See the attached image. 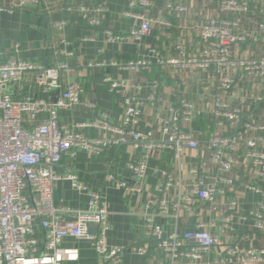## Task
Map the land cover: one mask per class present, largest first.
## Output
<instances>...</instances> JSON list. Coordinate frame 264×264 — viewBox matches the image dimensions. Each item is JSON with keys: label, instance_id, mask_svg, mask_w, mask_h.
<instances>
[{"label": "built area", "instance_id": "2783aa9c", "mask_svg": "<svg viewBox=\"0 0 264 264\" xmlns=\"http://www.w3.org/2000/svg\"><path fill=\"white\" fill-rule=\"evenodd\" d=\"M194 0H165L166 10L177 15L189 16ZM219 13L210 16L197 25L198 36L204 44L199 55H188L187 49L178 47L179 58L165 63L182 67L208 71L212 67L220 75L218 93L212 107V116L216 121L211 140L206 147L212 157L219 163V173L209 172L205 164L191 170L192 191L180 194L174 207L178 212L191 210L195 201L205 202L213 211L223 215V232H227L238 211L236 199L224 205H218V196H224L235 186L232 176L234 170L243 161L250 162L256 174L264 180V151L258 150L260 140L254 137L264 126L248 122L244 131L251 137L245 139L243 133L226 134L225 123H237L242 118V109L233 106L231 98L235 86L233 73L241 71L247 77L260 81L264 79V57L233 58L235 47L246 41L257 42L264 33V22L253 29L245 26V19L251 13L249 0H219ZM57 0H0V13L19 12L35 9L44 17L52 16L57 8ZM133 7L148 11L151 0H132ZM63 10L91 27L100 26L103 15L107 12L105 5L87 6L71 2L63 5ZM134 17V15H133ZM140 27L126 36H116L107 31L109 42L122 40L141 41L150 34L155 25L165 29L172 27L167 19L154 18L147 13L135 15ZM67 22L56 23V29L63 31ZM20 52V44L13 47ZM163 64V62H161ZM123 69L143 71L151 67L145 60H133L126 64L110 63ZM72 70L65 63L47 67L13 57L0 64V264H64L77 262L79 251L76 248H64L65 238L88 240L97 256L104 264H121L124 254L131 250L140 255H147L153 247L161 250L171 264L185 257L191 262H200L203 254L219 250L221 255L214 264H233L234 262L264 263V249L241 250L238 246H226L224 241L212 232L214 222H200L194 232L174 233L165 237L164 231L156 221L167 217L168 201L165 190L174 185V178L168 176L164 186L148 193L147 208L154 212L144 214L145 233L154 240L142 247L127 249L111 246L108 243L109 203L107 198L91 191L77 174L60 175L56 167L66 156L73 155L74 148L86 150L91 155L120 146H130L138 154L136 160L127 163V170L134 182L118 185L130 192H142L144 179L150 160L164 147L174 149L176 164H180L186 150L201 149L192 128L196 120L197 109L189 101H183L179 108H170L171 119L161 130L162 139H155L153 133L138 130L143 114V102L130 97L124 100L123 118L119 125L111 124L106 117L94 123L79 124L77 128H94L103 132L100 138H87L81 133H71L62 127L59 121L61 111L76 107L95 110L97 105L82 100L84 90L78 83L63 86L62 73ZM28 75L33 76L37 92L44 97H13L11 89L23 82ZM123 82L112 84L110 92L120 94ZM159 85L153 87L154 100ZM133 90L140 86L133 84ZM55 92L59 98L53 99ZM241 145L245 146L243 156L239 155ZM69 181L72 187L82 195L88 196L85 209H71L55 199V190L59 181ZM217 184H223L221 188ZM257 193V187L247 186ZM262 212L252 213L256 228L264 231V202L259 203ZM39 222L43 235L42 244L36 236L35 224Z\"/></svg>", "mask_w": 264, "mask_h": 264}, {"label": "crops", "instance_id": "0c3cea01", "mask_svg": "<svg viewBox=\"0 0 264 264\" xmlns=\"http://www.w3.org/2000/svg\"><path fill=\"white\" fill-rule=\"evenodd\" d=\"M219 0H194L189 16L177 15L166 10L165 0H151L150 10L133 7L132 0H57L55 13L44 17L35 9L9 13H0V64L16 57L21 60L55 67L60 63L67 64L72 70L62 73L63 86L78 83L84 90L83 101L95 103V110L76 107L69 111H61L60 125L71 133H81L87 138H100L103 132L94 128L79 129L77 125L94 123L99 118L119 125L123 118L124 100L136 98L143 102V114L138 130L153 133L155 139H162V128L171 119L170 108H179L183 101L193 103L197 109L196 120L192 125L195 138L201 144L196 151L186 150L180 164L175 163L174 149L164 147L153 157L144 179L142 192H130L118 185L126 182L134 185L127 163L136 160L138 154L130 146H120L107 149L99 155H91L80 148L73 149V155L63 158L56 167L60 175L77 174L88 188L107 198L109 203L108 243L111 246H122L127 249L142 247L146 243L154 246V240L145 233L144 214L153 213L147 208L148 193L156 191L165 185L168 176L174 178V185L165 190L164 197L168 201L167 217L157 219L165 237L174 233L194 232L200 222H214L212 232L224 241L226 246H238L241 250L251 248L264 249V231L256 228V220L252 213L262 212L259 203L264 202V180L256 174L255 167L245 162L237 167L232 176L235 186L224 196H218V205H224L231 199H236L239 208L231 223V228L223 232V215L212 210L205 202L195 201L191 210L178 212L174 207L182 192L192 191L191 170L205 164L207 170L219 173V163L207 150L212 134L216 129V121L212 116V107L218 93L220 75L215 67L210 70L182 68L168 63V60L179 58L178 47L187 49L188 55H199L204 44L198 36L197 25L205 22L210 16L219 13ZM71 2L87 6L105 5L107 12L103 15L100 26L91 27L76 16L63 10V5ZM251 13L244 23L249 29L264 22V0H249ZM147 13L151 17L167 19L172 27L165 29L155 25L150 34L139 41L109 42L107 31L116 36H126L140 27V21L135 15ZM134 15V17H133ZM67 22L63 31L56 29V23ZM20 44V52L15 53L13 47ZM233 58L264 57V33L259 41H246L235 47ZM133 60H145L151 63L148 70L135 71L111 66L110 63L126 64ZM163 62V64L161 63ZM235 86L232 93L233 106L243 111L242 118L237 123H225L223 132L226 134L243 133L245 139L251 137L244 131L248 122L264 126V79L256 81L241 71L233 73ZM115 82H123L120 94L110 92ZM158 84L154 100V85ZM137 84L140 90L131 86ZM13 97L32 96L44 97L38 93L33 84V76L13 86ZM55 92L53 99L59 98ZM258 138L257 149L264 151V130L254 134ZM245 146L241 145L239 155L243 156ZM219 188L223 184H217ZM247 186L257 187V193ZM58 203L71 209H85L88 196L76 191L69 181H59L55 190ZM36 236L42 244L43 235L39 222L35 224ZM64 248H76L79 251L77 262L64 264H104L97 256L88 240L65 238ZM219 250H211L203 254L200 262H191L185 257L176 264H214L219 258ZM121 264H171L161 250L153 247L147 255H140L128 250ZM233 264H264L249 262H234Z\"/></svg>", "mask_w": 264, "mask_h": 264}]
</instances>
